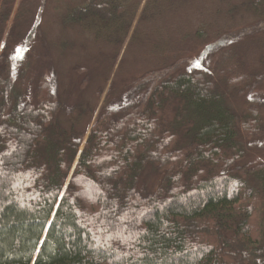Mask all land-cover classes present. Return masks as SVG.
<instances>
[{"label":"trees","instance_id":"16d2710c","mask_svg":"<svg viewBox=\"0 0 264 264\" xmlns=\"http://www.w3.org/2000/svg\"><path fill=\"white\" fill-rule=\"evenodd\" d=\"M15 1L0 0V264H264V163L245 149L264 138V115L229 104L253 78L235 38L215 44L230 46L211 70L180 58L111 83L82 127L92 109L64 100L45 65L23 89L27 57L6 47L18 38ZM131 1L84 0L61 22L117 46L136 14ZM182 1L147 0L137 24ZM244 5L261 17L247 32L264 31V0ZM71 71L78 92L95 75Z\"/></svg>","mask_w":264,"mask_h":264},{"label":"rangeland","instance_id":"374dc122","mask_svg":"<svg viewBox=\"0 0 264 264\" xmlns=\"http://www.w3.org/2000/svg\"><path fill=\"white\" fill-rule=\"evenodd\" d=\"M83 1L16 0L12 16H18L13 29L18 38L6 46L15 58L24 54L27 57V72L20 81L23 89H31L33 79L45 65V77L64 100L92 109V117H80L82 127L94 122L111 83L121 86L180 58L190 61V69L211 70L219 52L230 46L215 45L225 35L235 38L231 45L241 52L243 69L253 77L250 91L242 97L233 91L229 104L238 111L257 104L264 115V31L247 32L261 18L244 5L248 0H183L173 8L164 7L158 18L140 24L138 19L147 0H132L128 4L131 8L138 5L136 14L128 34L117 46L95 38L80 26L62 25L64 13ZM25 35L31 40L22 49L18 46ZM84 65L94 69L95 75L88 87L78 92L77 76L71 69ZM98 88L103 91L99 98ZM245 149L250 162L264 163V138L246 143ZM154 180V175H148L146 185Z\"/></svg>","mask_w":264,"mask_h":264},{"label":"snow or ice","instance_id":"6c2138e0","mask_svg":"<svg viewBox=\"0 0 264 264\" xmlns=\"http://www.w3.org/2000/svg\"><path fill=\"white\" fill-rule=\"evenodd\" d=\"M249 99H251V97H249ZM5 154H7V153H5ZM0 163H2V161H0Z\"/></svg>","mask_w":264,"mask_h":264},{"label":"water","instance_id":"95a60500","mask_svg":"<svg viewBox=\"0 0 264 264\" xmlns=\"http://www.w3.org/2000/svg\"><path fill=\"white\" fill-rule=\"evenodd\" d=\"M34 259H35V257H34ZM33 261H34V260H33ZM31 264H33V262H32Z\"/></svg>","mask_w":264,"mask_h":264}]
</instances>
